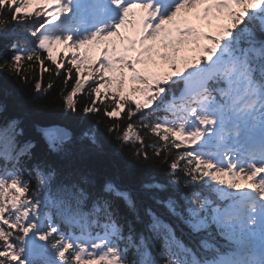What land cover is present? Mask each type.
Instances as JSON below:
<instances>
[{
	"label": "snow or ice",
	"instance_id": "obj_1",
	"mask_svg": "<svg viewBox=\"0 0 264 264\" xmlns=\"http://www.w3.org/2000/svg\"><path fill=\"white\" fill-rule=\"evenodd\" d=\"M0 73L61 82L64 112L166 178L141 185L157 210L85 162L95 132L73 157L70 131L37 126L57 167L6 121L0 264H264V0H0Z\"/></svg>",
	"mask_w": 264,
	"mask_h": 264
},
{
	"label": "trees",
	"instance_id": "obj_2",
	"mask_svg": "<svg viewBox=\"0 0 264 264\" xmlns=\"http://www.w3.org/2000/svg\"><path fill=\"white\" fill-rule=\"evenodd\" d=\"M53 55L57 59L64 57L59 49L54 51ZM53 78L49 77L47 72L43 73L44 85L46 86ZM31 84L30 81L29 85H22L19 81L0 73V104L4 106V110L0 112V126L8 120H18L20 127L24 130L23 136L18 138L19 142L22 144L27 140L33 141L36 144L33 150L34 156L47 159L57 167H63L69 162V158L48 152L37 131V126H59L70 131L73 136L71 145L73 157H79L86 146V142L79 139L83 133L90 130L95 132L104 145L103 155L99 158L86 157L85 162L90 160L101 176L115 179L122 186L131 188L133 194L142 203L152 204L155 209L159 210L158 206L144 196L141 185L152 180L165 181L164 172L160 168H145L131 161L128 152L120 150L118 143L104 131L103 125L96 123L97 117L64 112L60 96L61 82H58L47 93L38 94L33 93Z\"/></svg>",
	"mask_w": 264,
	"mask_h": 264
},
{
	"label": "rangeland",
	"instance_id": "obj_3",
	"mask_svg": "<svg viewBox=\"0 0 264 264\" xmlns=\"http://www.w3.org/2000/svg\"><path fill=\"white\" fill-rule=\"evenodd\" d=\"M94 48L95 47H98V46H93ZM68 54V56L70 55V53H67ZM90 54H95V53H90ZM161 63H163V62H161ZM86 65H91L92 67H94V65L91 63V61H86ZM83 74L84 75H88V73L87 72H83Z\"/></svg>",
	"mask_w": 264,
	"mask_h": 264
},
{
	"label": "water",
	"instance_id": "obj_4",
	"mask_svg": "<svg viewBox=\"0 0 264 264\" xmlns=\"http://www.w3.org/2000/svg\"><path fill=\"white\" fill-rule=\"evenodd\" d=\"M38 131V130H37ZM39 132V131H38ZM39 134H40V132H39ZM40 136H41V134H40ZM41 138H42V136H41ZM42 140H43V138H42ZM43 142H44V140H43ZM44 144H45V142H44ZM46 145V144H45Z\"/></svg>",
	"mask_w": 264,
	"mask_h": 264
}]
</instances>
